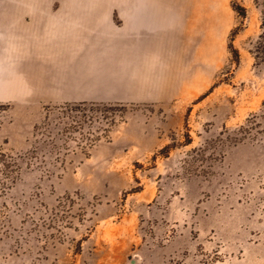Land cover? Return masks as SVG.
Wrapping results in <instances>:
<instances>
[{
  "label": "rangeland",
  "instance_id": "obj_1",
  "mask_svg": "<svg viewBox=\"0 0 264 264\" xmlns=\"http://www.w3.org/2000/svg\"><path fill=\"white\" fill-rule=\"evenodd\" d=\"M263 18L0 0V264H264Z\"/></svg>",
  "mask_w": 264,
  "mask_h": 264
},
{
  "label": "trees",
  "instance_id": "obj_2",
  "mask_svg": "<svg viewBox=\"0 0 264 264\" xmlns=\"http://www.w3.org/2000/svg\"><path fill=\"white\" fill-rule=\"evenodd\" d=\"M262 26H264V18H263ZM256 58H258L260 62L264 61V57L256 56Z\"/></svg>",
  "mask_w": 264,
  "mask_h": 264
},
{
  "label": "crops",
  "instance_id": "obj_3",
  "mask_svg": "<svg viewBox=\"0 0 264 264\" xmlns=\"http://www.w3.org/2000/svg\"><path fill=\"white\" fill-rule=\"evenodd\" d=\"M17 14V13H16Z\"/></svg>",
  "mask_w": 264,
  "mask_h": 264
}]
</instances>
